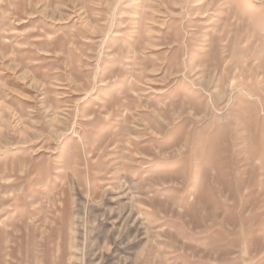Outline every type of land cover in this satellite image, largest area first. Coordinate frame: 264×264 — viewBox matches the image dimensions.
Returning <instances> with one entry per match:
<instances>
[{"label":"rangeland","instance_id":"1","mask_svg":"<svg viewBox=\"0 0 264 264\" xmlns=\"http://www.w3.org/2000/svg\"><path fill=\"white\" fill-rule=\"evenodd\" d=\"M0 264H264V0H0Z\"/></svg>","mask_w":264,"mask_h":264}]
</instances>
